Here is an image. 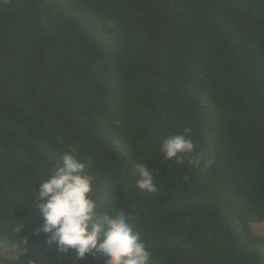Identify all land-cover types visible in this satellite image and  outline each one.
Masks as SVG:
<instances>
[{
    "label": "trees",
    "instance_id": "trees-1",
    "mask_svg": "<svg viewBox=\"0 0 264 264\" xmlns=\"http://www.w3.org/2000/svg\"><path fill=\"white\" fill-rule=\"evenodd\" d=\"M186 128L198 168L159 152ZM69 150L151 264H264V0H0L4 264H72L37 232L33 189ZM140 162L157 192L136 188Z\"/></svg>",
    "mask_w": 264,
    "mask_h": 264
},
{
    "label": "clouds",
    "instance_id": "clouds-1",
    "mask_svg": "<svg viewBox=\"0 0 264 264\" xmlns=\"http://www.w3.org/2000/svg\"><path fill=\"white\" fill-rule=\"evenodd\" d=\"M191 129L182 134L162 136L159 152L166 160L194 167L203 161L191 139ZM93 161L74 150L64 152L39 182L38 207L43 223L37 232L47 234L49 245L55 244L63 259L74 253L72 264L87 255L100 254L105 264H151V253L136 230L131 215L117 211L112 203H103L96 196L95 177L89 172ZM135 186L142 192L158 191L157 178L143 162L134 165ZM23 225H16V232ZM0 264L4 260L0 258Z\"/></svg>",
    "mask_w": 264,
    "mask_h": 264
},
{
    "label": "rangeland",
    "instance_id": "rangeland-1",
    "mask_svg": "<svg viewBox=\"0 0 264 264\" xmlns=\"http://www.w3.org/2000/svg\"><path fill=\"white\" fill-rule=\"evenodd\" d=\"M251 229H252V231L255 234L264 237V222L263 223H252L251 224ZM21 254H22L21 252H17V253H15V254L12 255V258H17Z\"/></svg>",
    "mask_w": 264,
    "mask_h": 264
}]
</instances>
